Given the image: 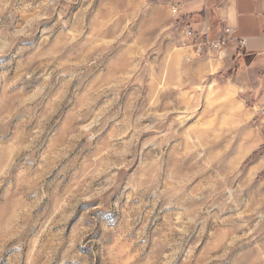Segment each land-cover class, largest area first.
<instances>
[{
    "label": "rangeland",
    "instance_id": "rangeland-1",
    "mask_svg": "<svg viewBox=\"0 0 264 264\" xmlns=\"http://www.w3.org/2000/svg\"><path fill=\"white\" fill-rule=\"evenodd\" d=\"M180 29L0 0V264H264V126Z\"/></svg>",
    "mask_w": 264,
    "mask_h": 264
},
{
    "label": "crops",
    "instance_id": "crops-1",
    "mask_svg": "<svg viewBox=\"0 0 264 264\" xmlns=\"http://www.w3.org/2000/svg\"><path fill=\"white\" fill-rule=\"evenodd\" d=\"M166 1L176 9L188 47L202 46L205 40L224 42L219 58L209 59L208 71L227 72L226 85L243 95L248 119L264 126V0Z\"/></svg>",
    "mask_w": 264,
    "mask_h": 264
},
{
    "label": "built area",
    "instance_id": "built-area-1",
    "mask_svg": "<svg viewBox=\"0 0 264 264\" xmlns=\"http://www.w3.org/2000/svg\"><path fill=\"white\" fill-rule=\"evenodd\" d=\"M173 10V12H175L176 11V9L175 8H173L172 9ZM176 13V12H175ZM226 32H229V29L228 28H226ZM187 33H188V35H190L191 33L189 32V31H187ZM205 42V44H209L211 47H213V48H221V47H223V44H224V42H222V41H210V40H205L204 41Z\"/></svg>",
    "mask_w": 264,
    "mask_h": 264
},
{
    "label": "bare ground",
    "instance_id": "bare-ground-1",
    "mask_svg": "<svg viewBox=\"0 0 264 264\" xmlns=\"http://www.w3.org/2000/svg\"><path fill=\"white\" fill-rule=\"evenodd\" d=\"M257 166V165H256Z\"/></svg>",
    "mask_w": 264,
    "mask_h": 264
}]
</instances>
